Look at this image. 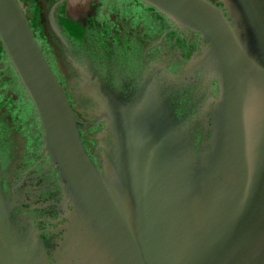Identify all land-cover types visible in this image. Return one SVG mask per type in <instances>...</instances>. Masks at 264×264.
<instances>
[{"label": "water", "instance_id": "water-1", "mask_svg": "<svg viewBox=\"0 0 264 264\" xmlns=\"http://www.w3.org/2000/svg\"><path fill=\"white\" fill-rule=\"evenodd\" d=\"M51 1L54 66L0 0V264H264V0H134L163 32L111 43Z\"/></svg>", "mask_w": 264, "mask_h": 264}, {"label": "flooded vegetation", "instance_id": "flooded-vegetation-1", "mask_svg": "<svg viewBox=\"0 0 264 264\" xmlns=\"http://www.w3.org/2000/svg\"><path fill=\"white\" fill-rule=\"evenodd\" d=\"M18 1L29 19L47 59L54 66L53 57L49 54L42 35L41 10L43 5L41 0ZM56 1L58 0H52L50 6ZM55 12L63 24L69 20L74 21V17L78 15L92 33L104 36V39L109 43H111L112 37L117 35L118 37H122L124 34L132 37L133 33L139 35L141 29H143V35H155V37L163 32V29L159 27L162 24L154 25L156 22L155 13L134 0H67L58 5ZM143 35L141 36L143 37ZM5 105H7L5 107L6 114L11 115L12 122L17 126L18 131L24 130L26 128L24 123L27 122L29 116L28 109L0 50V110ZM31 140V143L36 140L35 134L32 135ZM33 150L34 147H30V151Z\"/></svg>", "mask_w": 264, "mask_h": 264}]
</instances>
